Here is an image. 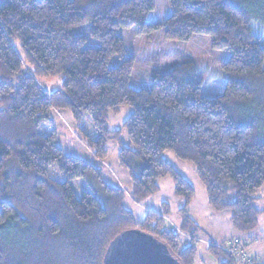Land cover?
<instances>
[{"label": "trees", "instance_id": "16d2710c", "mask_svg": "<svg viewBox=\"0 0 264 264\" xmlns=\"http://www.w3.org/2000/svg\"><path fill=\"white\" fill-rule=\"evenodd\" d=\"M167 1L169 15L158 25L148 21L154 0H0V264H103L112 241L134 229L163 242L180 264H194L200 228L187 208L195 192L163 158L168 150L192 164L211 210L229 212L234 231L257 228L264 215L255 197L264 189V0ZM85 24L87 35L74 34ZM129 28L147 37L161 29L168 42L209 36L213 50L230 55L221 65L223 92L202 96L192 61L155 73L148 90L132 88V57L109 67L125 55L119 32ZM58 77L57 90L38 83ZM122 107L129 117L110 130L108 115ZM63 111L78 128L89 122L95 164L58 145L53 117ZM42 126L51 132L39 133ZM109 142L135 203L170 177L185 202L178 229L157 212L135 223L125 191L104 175ZM76 181L84 186L77 195ZM206 246L217 264H264L237 239Z\"/></svg>", "mask_w": 264, "mask_h": 264}, {"label": "rangeland", "instance_id": "374dc122", "mask_svg": "<svg viewBox=\"0 0 264 264\" xmlns=\"http://www.w3.org/2000/svg\"><path fill=\"white\" fill-rule=\"evenodd\" d=\"M155 10L149 15L148 21L162 24L169 15V4L167 0H154ZM88 24L80 26L74 30L76 35H87ZM120 36L125 40L126 52L122 59L115 57L109 63V67H116L121 61L127 57L134 59L133 72L130 78L132 88L139 90L140 88L149 89L152 76L155 73H161L170 70L174 64L183 61H192L197 68V76L202 80V96L216 97L223 92L226 77L222 72V64L230 56L229 52L223 50H213L210 44L209 36L195 35L188 42L165 41L161 29L156 33L150 34V37L144 35H136L134 28L125 29L119 32ZM258 41L264 45V32H260ZM40 85L46 87L48 91L57 90L61 87V77L54 79H43L39 81ZM130 108H120L117 115H108L107 126L110 130H118L120 126L127 120ZM53 128L57 134V142L62 151L73 157L83 159L85 162L95 164L93 151L88 148L87 139L95 138L89 122L78 126L72 121L68 112L63 111L54 113ZM51 132L50 128L42 126L41 134L47 135ZM123 142H127L125 132L122 134ZM106 149L108 156L102 166L105 172V178L108 182L115 183L125 191L123 205L125 209L133 216L136 224L145 220L148 212L160 213L165 215L166 225L178 229L180 222L179 210L183 208L184 201L181 197H177L173 192L174 184L170 177L157 180V192L137 204L130 197V182L126 172L118 166L116 159L119 149L113 142H109ZM173 169L177 170L181 176L187 180L195 192L191 203L187 208V214L200 228L197 234V260L194 264H217L215 258L211 257L207 252V242L221 245L224 241L229 242L239 240L240 244L245 247L249 256L253 259L264 262V215L258 218L257 228L246 233L234 231L230 223V213H217L211 210L205 190L197 179L192 164L184 163L175 158L171 151H165L163 154ZM52 178L63 181V177L52 173ZM76 195L84 188L81 182L72 183ZM258 201L256 207L264 209V189L259 191L256 196ZM165 205H168L167 209Z\"/></svg>", "mask_w": 264, "mask_h": 264}, {"label": "water", "instance_id": "95a60500", "mask_svg": "<svg viewBox=\"0 0 264 264\" xmlns=\"http://www.w3.org/2000/svg\"><path fill=\"white\" fill-rule=\"evenodd\" d=\"M106 251L103 264H180L163 242L137 229L124 231Z\"/></svg>", "mask_w": 264, "mask_h": 264}]
</instances>
